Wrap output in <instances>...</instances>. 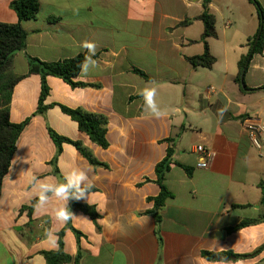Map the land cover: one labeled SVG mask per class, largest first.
I'll use <instances>...</instances> for the list:
<instances>
[{
	"label": "crops",
	"instance_id": "crops-1",
	"mask_svg": "<svg viewBox=\"0 0 264 264\" xmlns=\"http://www.w3.org/2000/svg\"><path fill=\"white\" fill-rule=\"evenodd\" d=\"M12 1L0 0V23L18 22ZM257 2L264 9V0ZM249 6L248 0H211L215 36L206 45L214 63L207 69L192 68L187 61L204 51L202 0H39L36 17L20 23L26 47L14 55L12 72L25 76L27 57L55 62L85 55L80 45L87 40L97 45V66L86 79L74 81L95 86L73 88L49 76L47 108L37 115L39 76L27 75L13 87L8 119L30 121L2 181L0 264H45L40 253L58 249L61 231L63 252L74 258L79 251L78 264H217L204 259L203 251L255 252L230 264H264V204L258 186L264 183V138L256 149L242 124L247 117L264 123V50L252 55L244 73L248 90L235 82L238 62L259 23ZM145 87L157 88L156 103L165 117L157 119L146 108L139 95ZM59 106L105 116L108 147L93 144ZM47 128L80 141L107 168L92 167L68 144L56 155ZM166 139H172L173 161L190 174L176 165L165 174L171 197L157 226L144 212L152 210L160 190L154 168L166 155ZM197 145L212 154L205 169L196 167ZM73 168L91 169L94 191L76 201L94 206L99 230L69 206L76 217L56 221L55 209L63 202L55 198L43 209L36 204L31 218L19 213L38 197L33 176L59 183ZM243 219L259 221L226 231ZM69 227L81 233L78 241Z\"/></svg>",
	"mask_w": 264,
	"mask_h": 264
},
{
	"label": "trees",
	"instance_id": "trees-1",
	"mask_svg": "<svg viewBox=\"0 0 264 264\" xmlns=\"http://www.w3.org/2000/svg\"><path fill=\"white\" fill-rule=\"evenodd\" d=\"M211 0H202V13L199 19L203 22L204 31L201 36V41L204 44V51L201 55L188 58L187 61L192 68L203 67L210 68L214 63V58L210 55L206 39L214 37V23L215 18L209 12L208 5ZM251 3L258 17V28L254 36L249 40V49L246 55L242 56L238 62V75L235 82L238 84L240 90H248L243 85V76L247 70L248 64L253 54H261L264 50V9L261 8L257 0H248ZM10 8L15 12L18 22L15 24L0 23V195L2 190V181L7 174L10 167L12 156L16 151V141L20 134L29 123L30 118H26L20 123H11L8 119L9 105L11 102L13 87L22 80L25 76L36 74L40 78V93L37 103L36 111L33 115L42 114L46 111L44 101L48 95V86L46 83L47 77H56L61 79L69 86L75 87H88L95 86L81 82H75L74 77H77L80 69L77 67L85 58V55H77L72 58L55 61L44 62L38 59L27 57V74L24 76L15 75L12 72V59L18 52L24 51L26 47V33L22 29L20 23L22 21L33 20L36 17L39 9V0H13L9 4ZM135 73L148 79L142 72L135 70ZM62 113L67 115L73 122L76 123L80 132L84 133L88 139L98 147L106 149L108 142L106 140V128L107 119L105 116L95 113L86 112L80 108L69 109L64 106H59ZM49 138L56 147V155L60 153L62 144L71 145L86 161L94 168H107V165L99 162L92 155V152L86 148L80 141H72L65 137L57 135L53 130L47 128ZM169 146L166 149L165 157L155 165L154 172L156 175L155 183L159 187L158 195L152 199L153 208L150 211H145L144 214H150L154 218L155 224L158 226L161 221L160 211L164 206L165 201L171 197V193L167 190L164 184L165 174L170 170L172 165L182 167L188 174L190 170L187 167L179 165L173 161V147L172 139H166ZM55 157L51 161L54 163ZM57 174V171L54 170ZM64 179H60L59 183H63ZM259 188L262 192L261 203L264 204V183H259ZM94 191V188H90L89 192ZM38 202V197L32 199L27 206H22L19 213L26 212L27 216L31 218L32 212ZM70 208H74L82 214L89 217V219L97 226V219L99 218L94 206L87 204H80L75 199L70 200L68 203ZM259 219H243L235 227L228 228L227 232H234L246 226L255 224ZM71 228V227H69ZM72 229V228H71ZM77 241L79 240L81 233L72 229ZM63 231L58 233V249L55 251H43L40 254L45 260V264H65L73 262L78 264L80 257L79 251L74 258L70 257L63 252L62 242ZM255 253V252H254ZM252 253V255H254ZM201 255L207 261H220L222 259L237 260L241 258H247L252 255H238L232 252H219L211 253L203 251Z\"/></svg>",
	"mask_w": 264,
	"mask_h": 264
},
{
	"label": "clouds",
	"instance_id": "clouds-1",
	"mask_svg": "<svg viewBox=\"0 0 264 264\" xmlns=\"http://www.w3.org/2000/svg\"><path fill=\"white\" fill-rule=\"evenodd\" d=\"M80 47L87 51L84 60L77 66L80 69L79 76L74 77V79H86L90 69L97 66V61L93 59L96 55V43L85 40L81 42ZM139 95L142 97L146 108L150 110L155 118L160 119L167 115L156 103V87H145L139 92ZM200 163L203 164V158H201ZM90 171L91 169L73 168L63 174V183L54 182L51 178L41 180L33 176L32 187L38 196L37 208H45L55 198L57 201H62L63 204L55 209L54 219L60 223H67L74 219L76 215L70 210L68 203L73 199H87L89 189L92 187ZM145 221H149V217H146ZM53 240H55V237H53ZM217 264H230V261L225 258L218 261Z\"/></svg>",
	"mask_w": 264,
	"mask_h": 264
},
{
	"label": "built area",
	"instance_id": "built-area-1",
	"mask_svg": "<svg viewBox=\"0 0 264 264\" xmlns=\"http://www.w3.org/2000/svg\"><path fill=\"white\" fill-rule=\"evenodd\" d=\"M213 90L214 89L212 87L208 88L209 92H212ZM242 124L246 131L249 142L259 150L261 148L262 138H264V123L260 122V120L257 118L247 117L242 120ZM194 151L199 157L196 167L200 169L207 168L212 158L211 152L202 145L195 146ZM201 158H203V164L200 163Z\"/></svg>",
	"mask_w": 264,
	"mask_h": 264
},
{
	"label": "rangeland",
	"instance_id": "rangeland-1",
	"mask_svg": "<svg viewBox=\"0 0 264 264\" xmlns=\"http://www.w3.org/2000/svg\"><path fill=\"white\" fill-rule=\"evenodd\" d=\"M249 7H251L252 10L254 9V11H256L253 5L252 6H249ZM220 24H221V21H220L219 25Z\"/></svg>",
	"mask_w": 264,
	"mask_h": 264
}]
</instances>
